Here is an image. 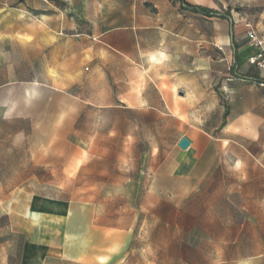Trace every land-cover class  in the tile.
<instances>
[{
    "label": "rangeland",
    "instance_id": "374dc122",
    "mask_svg": "<svg viewBox=\"0 0 264 264\" xmlns=\"http://www.w3.org/2000/svg\"><path fill=\"white\" fill-rule=\"evenodd\" d=\"M188 1L0 0V264H264V0Z\"/></svg>",
    "mask_w": 264,
    "mask_h": 264
},
{
    "label": "built area",
    "instance_id": "2783aa9c",
    "mask_svg": "<svg viewBox=\"0 0 264 264\" xmlns=\"http://www.w3.org/2000/svg\"><path fill=\"white\" fill-rule=\"evenodd\" d=\"M245 33L250 44L259 47L257 53L250 58V64H255L258 68L264 70V50L261 49L262 42L258 39L250 24H245ZM260 85L264 88V83H261Z\"/></svg>",
    "mask_w": 264,
    "mask_h": 264
},
{
    "label": "trees",
    "instance_id": "16d2710c",
    "mask_svg": "<svg viewBox=\"0 0 264 264\" xmlns=\"http://www.w3.org/2000/svg\"><path fill=\"white\" fill-rule=\"evenodd\" d=\"M184 7L187 10H190L193 13L202 15L204 17L210 18V17H214L217 15V12L215 10L209 9V8H205V7H200V6H194V5H189L186 2H183ZM231 70V69H230ZM232 74L237 75L234 68L232 69ZM253 80L257 83V84H261L264 83V79H260L259 77L253 76L252 77Z\"/></svg>",
    "mask_w": 264,
    "mask_h": 264
},
{
    "label": "bare ground",
    "instance_id": "6f19581e",
    "mask_svg": "<svg viewBox=\"0 0 264 264\" xmlns=\"http://www.w3.org/2000/svg\"><path fill=\"white\" fill-rule=\"evenodd\" d=\"M55 202L51 201V200H46L45 203L43 204V207H42V211H47V210H54L55 209ZM38 212H40L39 210H34V212H30L29 213V216L30 217H33V218H36Z\"/></svg>",
    "mask_w": 264,
    "mask_h": 264
},
{
    "label": "crops",
    "instance_id": "0c3cea01",
    "mask_svg": "<svg viewBox=\"0 0 264 264\" xmlns=\"http://www.w3.org/2000/svg\"><path fill=\"white\" fill-rule=\"evenodd\" d=\"M183 2H186V3H188L189 5L200 6V7H205V8H209V9L214 10L213 8L208 7V5L202 3L201 1L196 2V1L182 0V7H183L184 9H186V8L184 7ZM186 10H187V9H186ZM188 11H190V10H188ZM190 12H191V11H190ZM192 13H193V12H192ZM194 14H196V13H194ZM197 15H199V14H197ZM217 15H218V14H217ZM199 16H202V15H199ZM202 17H204V16H202ZM231 38H232V36H231ZM190 145H192V143H190ZM58 207H59V206H58ZM59 208H60V207H59Z\"/></svg>",
    "mask_w": 264,
    "mask_h": 264
},
{
    "label": "water",
    "instance_id": "95a60500",
    "mask_svg": "<svg viewBox=\"0 0 264 264\" xmlns=\"http://www.w3.org/2000/svg\"><path fill=\"white\" fill-rule=\"evenodd\" d=\"M190 145V142L185 139V138H182L179 142H178V146L182 149H187Z\"/></svg>",
    "mask_w": 264,
    "mask_h": 264
}]
</instances>
